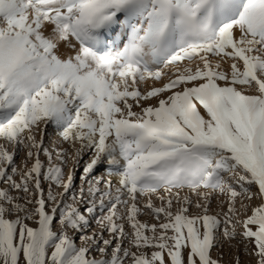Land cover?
I'll use <instances>...</instances> for the list:
<instances>
[{
    "label": "snow or ice",
    "instance_id": "6c2138e0",
    "mask_svg": "<svg viewBox=\"0 0 264 264\" xmlns=\"http://www.w3.org/2000/svg\"><path fill=\"white\" fill-rule=\"evenodd\" d=\"M0 184V264H264V0H0Z\"/></svg>",
    "mask_w": 264,
    "mask_h": 264
},
{
    "label": "rangeland",
    "instance_id": "374dc122",
    "mask_svg": "<svg viewBox=\"0 0 264 264\" xmlns=\"http://www.w3.org/2000/svg\"><path fill=\"white\" fill-rule=\"evenodd\" d=\"M227 67L228 66L225 65V68H227ZM139 110H140L139 108H134V111H139ZM51 131H52V129L49 128L48 132L51 133ZM37 139H39V135L38 134H37ZM51 139H52L51 136H49V135L45 136V146L52 147ZM61 146L62 147H67L66 144L65 145H61ZM23 157H24V153L23 152L19 153L16 156V164H17L18 167L21 166ZM41 159L43 161H45V163H47V161L45 160V158L43 156H41ZM87 160H88V157L86 156L84 158V160L81 161V165L84 162H86ZM28 163H29V166H30L31 161H29ZM64 171H65V174H67L68 168H65ZM112 179H113V183H115V177H112ZM76 183L79 184V170L77 171ZM3 187H5V186L3 184H0V188H3ZM13 194H15V193H13ZM193 199H195V197H193ZM221 199H223V197H221ZM143 203L144 202H142V204ZM153 203L156 206L160 205L159 199H156V198H153ZM256 204H257V202L253 201V206H256ZM173 210H175V204H174ZM222 210H226V205H225L224 209L219 208L218 205H217V200L214 198L212 200V202H211V206H210V209H209L210 214H216L217 212H220ZM196 211L197 210L195 209V207H193V208L190 209V214H195ZM241 218H243V216ZM138 219L141 222H147L149 224L157 222L156 219L153 218L147 211H143L138 216ZM29 223L31 224L30 221H29ZM92 227L95 228V223H93ZM126 231H130V229L127 227V225H126ZM239 231H240V229H237V232H239ZM105 236L107 237V233H105ZM79 244H80V241L77 240V246H79ZM242 247H243L242 245L237 246L235 241H232L231 245L229 243H227V242H224V243H222V246L212 250V256H213V258L222 257L221 264H229V263L234 264V260H235V258L237 256L239 257L240 264H254V262L251 260L250 257H248L242 250H239V249H242Z\"/></svg>",
    "mask_w": 264,
    "mask_h": 264
},
{
    "label": "bare ground",
    "instance_id": "6f19581e",
    "mask_svg": "<svg viewBox=\"0 0 264 264\" xmlns=\"http://www.w3.org/2000/svg\"><path fill=\"white\" fill-rule=\"evenodd\" d=\"M229 264H231V263H229Z\"/></svg>",
    "mask_w": 264,
    "mask_h": 264
}]
</instances>
